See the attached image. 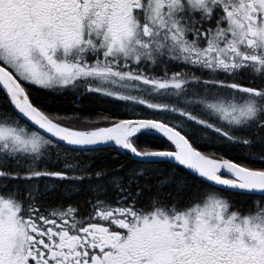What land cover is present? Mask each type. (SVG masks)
Wrapping results in <instances>:
<instances>
[{
  "label": "snow or ice",
  "instance_id": "obj_1",
  "mask_svg": "<svg viewBox=\"0 0 264 264\" xmlns=\"http://www.w3.org/2000/svg\"><path fill=\"white\" fill-rule=\"evenodd\" d=\"M0 264H264V0H0Z\"/></svg>",
  "mask_w": 264,
  "mask_h": 264
},
{
  "label": "trees",
  "instance_id": "obj_2",
  "mask_svg": "<svg viewBox=\"0 0 264 264\" xmlns=\"http://www.w3.org/2000/svg\"><path fill=\"white\" fill-rule=\"evenodd\" d=\"M47 102V106L51 109H60L61 111H70L73 107H78L80 111H90L94 108H103L105 105L96 99H88L82 97L80 100L83 101L80 105H75L71 98H66L64 100H54L51 98H43Z\"/></svg>",
  "mask_w": 264,
  "mask_h": 264
},
{
  "label": "flooded vegetation",
  "instance_id": "obj_3",
  "mask_svg": "<svg viewBox=\"0 0 264 264\" xmlns=\"http://www.w3.org/2000/svg\"><path fill=\"white\" fill-rule=\"evenodd\" d=\"M82 97H78V99H81Z\"/></svg>",
  "mask_w": 264,
  "mask_h": 264
}]
</instances>
